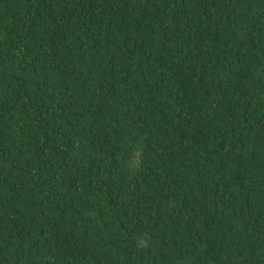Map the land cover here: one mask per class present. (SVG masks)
<instances>
[{"label": "trees", "instance_id": "1", "mask_svg": "<svg viewBox=\"0 0 264 264\" xmlns=\"http://www.w3.org/2000/svg\"><path fill=\"white\" fill-rule=\"evenodd\" d=\"M0 264H264V0H0Z\"/></svg>", "mask_w": 264, "mask_h": 264}]
</instances>
